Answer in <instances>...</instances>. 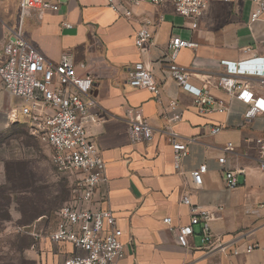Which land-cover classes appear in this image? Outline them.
<instances>
[{"label": "crops", "instance_id": "crops-1", "mask_svg": "<svg viewBox=\"0 0 264 264\" xmlns=\"http://www.w3.org/2000/svg\"><path fill=\"white\" fill-rule=\"evenodd\" d=\"M47 1L58 2L59 9L30 13L25 39L47 61L57 63L70 55L94 77L98 106L92 111L95 120L86 126L107 166L108 206L125 245L120 264H264V172L256 145L264 136V114L246 119L248 106L217 87L219 77L230 75L264 99V15L252 31L251 0L211 2L194 28V21L179 16L171 1L153 5L144 0L131 7L132 19L115 13L107 0ZM19 3L0 0V49L17 30ZM143 26L154 32L155 44L139 49L135 34ZM177 37L198 44L196 49L180 51L177 64L190 71L194 87L208 91L225 105L226 112L199 113L194 97L171 77L165 56L171 39ZM136 62H142L161 84V103L149 90L130 87L129 73ZM207 81L211 82L208 89ZM12 99H8L10 105ZM172 101L178 103L180 122L170 121ZM137 111L154 129L150 142H134L130 136ZM215 126L223 127L222 131L212 134ZM171 127L188 147L179 170L166 133ZM229 143L233 152L225 150ZM223 156L226 169L236 172L234 189L226 186L219 164ZM201 165L207 166V172L197 188L191 173ZM6 186L5 180L0 181V200L1 192L6 198ZM186 196L191 206L184 204ZM191 207L210 213L214 251L204 245L203 221L194 227L190 249L178 244L176 231L190 223ZM165 218L171 219V225L163 223ZM44 220L41 217L36 223L44 225ZM29 226L15 230L21 234L17 229ZM249 244L259 247L246 253ZM73 252L70 244L44 240H36L27 250L39 264H64Z\"/></svg>", "mask_w": 264, "mask_h": 264}, {"label": "built area", "instance_id": "built-area-1", "mask_svg": "<svg viewBox=\"0 0 264 264\" xmlns=\"http://www.w3.org/2000/svg\"><path fill=\"white\" fill-rule=\"evenodd\" d=\"M144 0H107L108 6L125 19H132L131 7H138ZM153 5H161L166 1L173 3L175 12L186 19L194 21L205 13L211 2L229 3L232 0H148ZM254 9L250 17V30L264 15V0H251ZM20 15L17 30L6 38L0 49V84L2 91L11 98L19 100L18 109L11 105L5 108L7 121L19 123L20 116L25 117L30 134L52 150V163L56 169L66 174L76 185L72 190L71 200L56 212L53 225L35 223L26 228H18V232L28 234L36 240L49 241L54 244H70L74 252L65 258L64 264H120L125 256L123 232L117 225L113 210L108 206V177L105 159L91 139L87 124L95 120L92 111L98 106L95 97V81L87 72L84 63H76L72 56L63 55L59 62L47 61L45 56L25 39V27L30 13L42 14L47 9L58 10V2L47 0H20ZM70 27L71 25H66ZM135 44L139 49L155 44L154 32L143 26L136 31ZM198 44L191 40L173 38L170 51L165 56L171 77L180 87L194 97L195 105L201 114L213 112L224 113L226 107L217 103L208 91L194 87L190 83V71L177 64L180 51L196 49ZM85 70L79 73V70ZM128 83L133 89H147L161 103L162 86L142 62L132 66ZM211 84L207 81L206 89ZM217 87L228 92L237 100L245 103L248 109L245 117L254 119L264 114V99L257 97L247 84L239 83L230 75H222L217 80ZM174 112L171 122L182 121L178 112V103H170ZM223 127L215 126L212 134H218ZM130 136L134 142H150L154 138V129L148 120L137 111L130 127ZM171 139L174 152L175 168L179 170L183 159L187 156V142L179 140V134L171 127L166 130ZM258 161L264 172V136L256 140ZM233 152L229 143L225 148ZM224 169L226 186L234 189L238 186L236 172L226 169V156L219 159ZM207 166L201 165L192 171L193 183L202 187ZM184 204L191 206L189 197H184ZM194 214L188 225L177 229L178 244L190 249L189 239L194 234V227L203 221V242L207 249L214 251L216 240L212 237L210 226L211 215L206 211H198L191 207ZM171 219H163V223L171 225ZM257 244L246 246L245 252L252 253L258 249ZM220 249H224L220 245ZM236 255L239 251L234 252Z\"/></svg>", "mask_w": 264, "mask_h": 264}, {"label": "rangeland", "instance_id": "rangeland-1", "mask_svg": "<svg viewBox=\"0 0 264 264\" xmlns=\"http://www.w3.org/2000/svg\"><path fill=\"white\" fill-rule=\"evenodd\" d=\"M0 92V181L7 185L6 198L1 192L0 200V264H39L27 254L35 238L18 234L15 227L41 217L44 225L55 224L56 212L71 200L76 185L56 169L51 148L30 134L25 117L19 123L7 121L3 110L10 106V96ZM19 103L12 99L11 106L19 111Z\"/></svg>", "mask_w": 264, "mask_h": 264}, {"label": "water", "instance_id": "water-1", "mask_svg": "<svg viewBox=\"0 0 264 264\" xmlns=\"http://www.w3.org/2000/svg\"><path fill=\"white\" fill-rule=\"evenodd\" d=\"M61 1H64V0H61Z\"/></svg>", "mask_w": 264, "mask_h": 264}]
</instances>
